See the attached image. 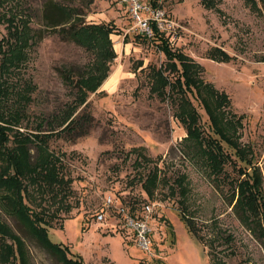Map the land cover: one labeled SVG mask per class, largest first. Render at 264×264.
Wrapping results in <instances>:
<instances>
[{
	"label": "rangeland",
	"instance_id": "rangeland-1",
	"mask_svg": "<svg viewBox=\"0 0 264 264\" xmlns=\"http://www.w3.org/2000/svg\"><path fill=\"white\" fill-rule=\"evenodd\" d=\"M25 1L41 15L50 0ZM54 1L80 8L90 24H114L118 33L112 35L117 58L109 77L88 98L87 110L93 117L88 134L76 139L57 135L48 143L49 150L62 157L66 178L73 179L70 193L55 200L30 191L33 202L27 203L37 212L44 209L50 240L66 246L69 257L79 258L80 264H264V235L258 239L241 224L233 209L236 202H230L232 183L244 176L233 164L217 175L190 160L183 149L187 132L175 118V105L170 98L161 101L150 95L149 67H164L166 59L155 44L140 37L143 31L134 14L135 3ZM136 1L148 9L139 12L143 20L150 21L159 13L160 29L172 47L201 64L204 81L228 95V110L244 116L237 142L250 151L264 190V1L213 0L212 8L201 0ZM37 21L33 26L43 28ZM6 32L5 25H0V39ZM214 49H223L229 58L212 59L209 55ZM30 52L27 67L10 77L15 83L19 79L17 89L24 80L36 86L15 130L48 133L51 126L45 121L40 129L39 123L64 109L72 97L58 68L88 64L92 56L55 34L46 35ZM14 99L10 105L16 104ZM192 101L207 130L210 123L204 107L196 97ZM81 110L76 114L82 115ZM29 146L35 157V147ZM154 170L158 177L149 196L143 183ZM108 198L113 199L109 208L105 206ZM120 207L140 217L148 215L151 252L138 248L119 214ZM100 213L103 221L97 220ZM0 218L25 241L28 264H61L1 207Z\"/></svg>",
	"mask_w": 264,
	"mask_h": 264
},
{
	"label": "trees",
	"instance_id": "trees-1",
	"mask_svg": "<svg viewBox=\"0 0 264 264\" xmlns=\"http://www.w3.org/2000/svg\"><path fill=\"white\" fill-rule=\"evenodd\" d=\"M201 1L205 7H214L213 0ZM43 9V14H35L25 0H0V25H5L7 31L0 39V207L61 264H80L79 258L69 257L66 246L53 243L48 237L49 222L45 219L44 209L37 212L27 202H33L32 189L55 200L62 193L59 200L70 193L73 179L66 178L62 157L50 151L48 143L57 135H70L76 139L88 134L93 123L92 114L87 110L88 98L109 77L111 63L117 58L112 35L118 31L111 23L90 24L80 8L54 0L47 2ZM36 19L43 28L33 26ZM150 28L151 37L145 33L140 37L155 44L166 59L164 67H149L151 97L156 96L161 101L170 98L175 105V118L187 132L183 149L190 160L200 162L210 174L217 175L224 172L226 165L233 164L244 176L232 183L234 192L230 202H236L233 209L241 224L261 239L264 235L261 172L248 156L250 151L237 142L244 116L238 117L228 110L231 107L228 95L204 81L201 64L182 50L174 49L157 21L151 20ZM51 34L83 48L92 58L85 65L68 63L58 68L60 78L71 93L70 101L50 119L39 123L40 129L45 121L51 126L48 133L23 134L15 128L25 116L26 105L32 102L31 93L36 86L32 80H24L21 88L17 89L19 79L15 83L10 77L20 74L27 67L31 59L30 51ZM127 38L128 35L124 39L126 43ZM209 56L222 61L229 58L223 49H214ZM12 97H15V105H10ZM195 97L209 117L207 130L203 128L199 110L192 101ZM80 109L82 115L76 114ZM29 145L35 147V157ZM138 155L143 156L142 153ZM146 176L143 189L153 196L157 172L150 171ZM177 181L181 186L183 181ZM181 190L184 193L185 189ZM183 220L193 232L186 215ZM0 264H28L25 241L1 218Z\"/></svg>",
	"mask_w": 264,
	"mask_h": 264
},
{
	"label": "built area",
	"instance_id": "built-area-1",
	"mask_svg": "<svg viewBox=\"0 0 264 264\" xmlns=\"http://www.w3.org/2000/svg\"><path fill=\"white\" fill-rule=\"evenodd\" d=\"M132 2L135 3V8H134V14L136 15L137 20L140 23V26L142 28L143 34H148L150 37L153 35L151 32V28H150V21L151 20H155L158 22L159 25V13H156L153 17L149 20H143L141 18V16L139 15L140 11H147V7L141 5L140 3H138V1L136 0H131ZM160 28V26H159ZM161 30V29H160ZM113 204V199L112 198H108L105 202V206L106 207H112ZM146 209V214H148V212H150L151 208L149 205H147L145 207ZM119 214L122 217V220L124 221V225L126 228H129L132 232V234H134L135 236V240L137 243L138 248H140L142 251L144 252H151L152 251V228L149 224V219H148V215L146 216H138L136 215L134 212H132L130 209H126L124 207H120L119 208ZM97 220L98 221H103L104 220V214L100 213L97 216Z\"/></svg>",
	"mask_w": 264,
	"mask_h": 264
}]
</instances>
